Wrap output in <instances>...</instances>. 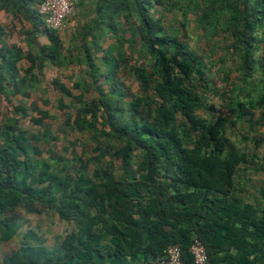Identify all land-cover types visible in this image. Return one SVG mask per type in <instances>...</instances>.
Instances as JSON below:
<instances>
[{"label":"trees","instance_id":"1","mask_svg":"<svg viewBox=\"0 0 264 264\" xmlns=\"http://www.w3.org/2000/svg\"><path fill=\"white\" fill-rule=\"evenodd\" d=\"M41 1L0 0V10L21 25L27 47L23 56L19 48L0 44V93L24 95L36 83L32 70L39 73L46 63L56 65L63 51L64 63L78 70L71 89L57 79L51 84L60 96L59 108L68 106L62 98L70 99L71 124L92 140L93 155L82 162L80 156L72 157L79 164L72 167L77 174L63 172L57 178L45 161L36 170L25 148L21 158L13 141L19 130L11 126L0 132V242L17 233L15 213L20 210L33 214L51 209L71 227L59 255L41 263L42 253L22 248L3 255L0 264H139L160 258L169 245L179 248L182 264H193L188 249L194 239L204 247L206 264H264V190L258 191V201L236 196L235 174L248 158L225 135L226 127L253 122L259 110L256 122L264 127V94L249 100L246 110L231 98L227 106L233 118L201 116L199 112H213L198 87L203 65L148 13L158 7L183 18L190 15L203 30L219 13L228 14L236 25L231 37L239 71L249 77L259 42L264 71V0H70L71 18L69 13L64 24L70 18L75 27L66 47L56 32L43 26L36 12ZM123 14L134 16L129 34L149 57L147 66L127 71L137 85L127 100L116 47L102 46L104 30L117 32ZM258 26L263 28L259 41ZM2 31L0 27V36ZM41 32L49 46L34 54L31 49ZM23 58L28 67L19 75L16 64ZM16 110L24 113L21 106ZM48 117L43 112L30 121L41 124ZM259 161L264 177V152ZM91 163L98 167L88 177Z\"/></svg>","mask_w":264,"mask_h":264},{"label":"rangeland","instance_id":"2","mask_svg":"<svg viewBox=\"0 0 264 264\" xmlns=\"http://www.w3.org/2000/svg\"><path fill=\"white\" fill-rule=\"evenodd\" d=\"M148 13L153 18H159L163 32L182 42L203 65V83L198 85L197 82H194V84L198 85L204 102L207 106H212L213 112L210 113L208 110L199 112L201 116L211 120L213 116L221 113L228 119L233 118L234 114L227 106L231 98L236 99L238 103H244L246 107L244 110H246L249 100L264 94V71L260 65L261 44L260 42L255 44L253 50L255 63L250 76H242L239 71L238 56L232 47L231 31L236 25L229 19L228 14L219 13L213 19L212 26L210 25L209 28L203 30L196 23L194 17L190 15L183 18L179 12L168 13L161 11L158 7ZM68 17L71 18V13ZM70 18L66 20V23H70ZM133 22L134 16L132 14L129 15L128 19L126 15H121L115 28L117 32L105 29L104 43L102 42L104 48L107 45L115 46L116 52L120 56L118 58L121 59L122 70L119 73V79L121 89L126 95L124 100H127L130 94L137 89V85L127 71H130L134 66H147L149 63V57L139 39L129 34L128 26ZM70 27L67 29V33L72 31ZM262 29L261 26L257 27L255 38L258 41L261 39ZM4 32L2 31L3 37L0 36L2 40L6 36L10 43L18 44L21 49L25 50L24 45H22V37L17 30ZM1 39L0 44L2 43ZM61 40L66 42L67 39L61 37ZM97 56L99 58L100 54ZM101 65L103 64L100 63ZM16 66L19 75H21V71L27 66V60L23 58ZM77 70L71 68L59 72L55 70L54 66L47 63L42 74L34 73L32 75L35 78L32 82L36 83L32 85V88H27L24 95L11 96L7 91L0 93V132L11 126L19 130V137L13 141L20 146L18 149L21 158L23 148H25L24 151L28 150L27 152L38 165L35 166L36 170H38L40 162L45 161L51 165L52 173L60 176L57 178H61L63 172L73 176L77 174L72 167L77 168L79 164L74 162L72 157L80 156L82 162L85 158L93 155L92 140L87 134L77 133L74 124H71L74 113L69 108L70 99L62 98V104L68 106L67 108H59L60 96L51 84L53 79H57L65 87L71 89L72 78ZM103 87L106 88V85ZM72 94L75 95L76 92L72 90ZM18 106L22 107L24 113L16 110ZM43 112L49 117L43 120L41 124L30 121L31 118H37ZM257 114L258 111L254 112L253 122L243 121L235 127L225 128V135L229 141L247 154L248 162L239 166L234 183L236 196L248 201H251L249 196L258 201V191L264 190V177L258 169L259 160L264 151V131L256 122ZM68 115L70 119L67 117ZM22 132L27 139L26 142L20 137ZM15 134L16 131H14ZM96 167L98 164L94 165L93 163L87 166L86 174L88 177L92 175ZM113 167L115 174H118L119 166L114 165ZM59 180L52 179V182ZM15 216L19 229L9 241L0 242V260L3 255L18 252L22 248H29L33 252L42 253L43 255L38 258L41 263L62 252L61 240L71 227L59 220L51 209H42L33 214L20 210L15 213Z\"/></svg>","mask_w":264,"mask_h":264},{"label":"built area","instance_id":"3","mask_svg":"<svg viewBox=\"0 0 264 264\" xmlns=\"http://www.w3.org/2000/svg\"><path fill=\"white\" fill-rule=\"evenodd\" d=\"M70 10V0H42L37 6L36 12L41 17L42 24L46 29L58 32L63 28L64 20ZM188 252L193 264H206V253L200 241L194 239ZM139 264H182L180 250L176 245H169L160 258Z\"/></svg>","mask_w":264,"mask_h":264},{"label":"crops","instance_id":"4","mask_svg":"<svg viewBox=\"0 0 264 264\" xmlns=\"http://www.w3.org/2000/svg\"><path fill=\"white\" fill-rule=\"evenodd\" d=\"M0 20H2V22H0V27L3 29V32L5 31L4 33H6L7 30H8V32H13L14 30H17V32L19 33V29L21 28V25L14 18H12L7 13H4L2 10H0ZM69 26H71L70 28L73 31L74 26H75V21H70V23L68 22L67 24H65V26H63V28L60 31L56 32L62 47H66L67 46V42H68L70 33H67L66 31L69 28ZM23 28L24 29H30V26H29V24L23 22ZM40 31H41V29L39 28V32ZM2 37H3V35H2ZM61 37L62 38H66L67 39L66 42H63L61 40ZM7 38L8 37L5 36L3 38V40L1 39L2 43L6 44V45H13L16 48H19L21 50V52L23 53V56H24L26 51H27V47L25 46V44L23 42V38H22V45H24L25 50L21 49V47L18 44H15L13 42L10 43L7 40ZM48 46H49V41L47 39V36L44 33L41 32V33H39L36 36V38L34 40V43H33V46H32V49H31V52H33L35 54V53H37L40 50V47H48ZM64 54L65 53L63 51H60V54L58 56L57 64L56 65L50 64V65L54 66L55 70H57L59 72L60 71H65V70H70L71 68H73L72 65H67V64L64 63ZM26 67H28V63H27ZM43 70H44V68H42V70L39 72V74H42ZM32 73H38V72L35 71V70H32ZM255 112H257V111H255ZM257 115H258L257 116V119H258L259 111H258ZM261 129L264 131V127L263 126H261Z\"/></svg>","mask_w":264,"mask_h":264}]
</instances>
